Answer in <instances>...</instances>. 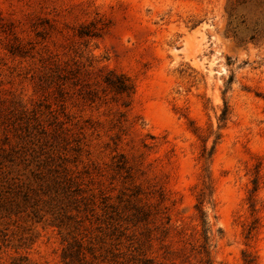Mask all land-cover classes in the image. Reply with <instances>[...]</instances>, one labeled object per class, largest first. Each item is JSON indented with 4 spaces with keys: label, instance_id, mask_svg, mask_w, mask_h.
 Here are the masks:
<instances>
[{
    "label": "rangeland",
    "instance_id": "374dc122",
    "mask_svg": "<svg viewBox=\"0 0 264 264\" xmlns=\"http://www.w3.org/2000/svg\"><path fill=\"white\" fill-rule=\"evenodd\" d=\"M206 258L264 264V0H0V264Z\"/></svg>",
    "mask_w": 264,
    "mask_h": 264
},
{
    "label": "trees",
    "instance_id": "16d2710c",
    "mask_svg": "<svg viewBox=\"0 0 264 264\" xmlns=\"http://www.w3.org/2000/svg\"><path fill=\"white\" fill-rule=\"evenodd\" d=\"M231 79V78H230ZM124 86V85H123ZM225 113V112H224ZM78 251V250H77ZM202 264H212L211 262H210V260H209V258H206L203 262H202Z\"/></svg>",
    "mask_w": 264,
    "mask_h": 264
}]
</instances>
